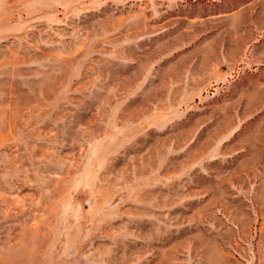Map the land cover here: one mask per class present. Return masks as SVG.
<instances>
[{
    "label": "rangeland",
    "instance_id": "374dc122",
    "mask_svg": "<svg viewBox=\"0 0 264 264\" xmlns=\"http://www.w3.org/2000/svg\"><path fill=\"white\" fill-rule=\"evenodd\" d=\"M0 264H264V0H0Z\"/></svg>",
    "mask_w": 264,
    "mask_h": 264
}]
</instances>
